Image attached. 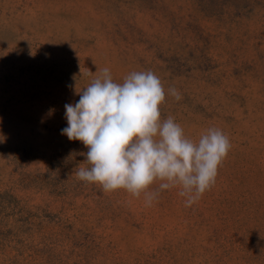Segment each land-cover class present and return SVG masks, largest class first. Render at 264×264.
<instances>
[{"label": "rangeland", "instance_id": "rangeland-1", "mask_svg": "<svg viewBox=\"0 0 264 264\" xmlns=\"http://www.w3.org/2000/svg\"><path fill=\"white\" fill-rule=\"evenodd\" d=\"M106 67L155 73L187 138L229 137L191 206L76 178L64 105ZM0 264H264V0H0Z\"/></svg>", "mask_w": 264, "mask_h": 264}, {"label": "clouds", "instance_id": "clouds-1", "mask_svg": "<svg viewBox=\"0 0 264 264\" xmlns=\"http://www.w3.org/2000/svg\"><path fill=\"white\" fill-rule=\"evenodd\" d=\"M77 94L75 104L64 105L67 127L61 134L88 149L81 154L90 167L75 169L78 180L99 184L105 192L143 194L146 206L176 187L191 206L215 184L231 148L229 137L210 127L193 141L173 117L162 120L166 93L152 71H133L116 83L106 67ZM168 94L182 98L174 87Z\"/></svg>", "mask_w": 264, "mask_h": 264}]
</instances>
